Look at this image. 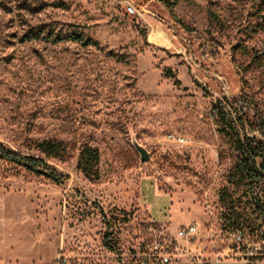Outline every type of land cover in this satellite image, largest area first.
I'll list each match as a JSON object with an SVG mask.
<instances>
[{"label":"rangeland","instance_id":"obj_1","mask_svg":"<svg viewBox=\"0 0 264 264\" xmlns=\"http://www.w3.org/2000/svg\"><path fill=\"white\" fill-rule=\"evenodd\" d=\"M39 27L96 46L20 42ZM221 109L242 137L264 121V0H0V145L67 149L46 161L55 182L0 158V264L127 253L155 225L189 224L192 252L264 264V204L248 202H264V176L228 185ZM84 145L94 180L77 169Z\"/></svg>","mask_w":264,"mask_h":264},{"label":"trees","instance_id":"obj_2","mask_svg":"<svg viewBox=\"0 0 264 264\" xmlns=\"http://www.w3.org/2000/svg\"><path fill=\"white\" fill-rule=\"evenodd\" d=\"M21 43L43 42L46 44L57 45L65 42H80L83 46H96L90 41L83 42L82 39L73 32L70 34L54 33L46 30L45 27H39L37 30H28L23 34ZM92 44V45H89ZM218 132L227 142L231 149L236 153V159L228 174V185L236 189L247 188L253 184L256 177L264 176V121L259 120L256 136L249 137L246 134L243 137L240 131L244 129V124L233 121L228 113L223 109L218 111ZM31 150L36 156H21L11 151H5L0 145V158L15 164L24 170L36 175L45 177L55 182V178L47 175L46 161H63L67 157V149L64 143L55 140H43L34 142ZM99 163V153L96 148L84 145L80 149L77 169L88 180L97 178V167ZM225 194L226 191H225ZM252 207L260 208L264 202L258 199H249ZM233 210V205L231 204ZM241 223H238L240 225Z\"/></svg>","mask_w":264,"mask_h":264},{"label":"built area","instance_id":"obj_3","mask_svg":"<svg viewBox=\"0 0 264 264\" xmlns=\"http://www.w3.org/2000/svg\"><path fill=\"white\" fill-rule=\"evenodd\" d=\"M128 12L133 13V9L128 8ZM197 239L198 229L194 224L179 227L175 235L167 233L165 226L155 225L138 250L121 253L113 248L102 255L85 256L62 250L48 264H224L220 259L192 252L191 246Z\"/></svg>","mask_w":264,"mask_h":264},{"label":"water","instance_id":"obj_4","mask_svg":"<svg viewBox=\"0 0 264 264\" xmlns=\"http://www.w3.org/2000/svg\"><path fill=\"white\" fill-rule=\"evenodd\" d=\"M133 146H134L136 152L139 154L140 160H141L142 163H145V162L149 161V155H148L147 151L144 148H142L136 142H133Z\"/></svg>","mask_w":264,"mask_h":264},{"label":"bare ground","instance_id":"obj_5","mask_svg":"<svg viewBox=\"0 0 264 264\" xmlns=\"http://www.w3.org/2000/svg\"><path fill=\"white\" fill-rule=\"evenodd\" d=\"M162 40L164 45H168V41L166 39L163 38Z\"/></svg>","mask_w":264,"mask_h":264}]
</instances>
